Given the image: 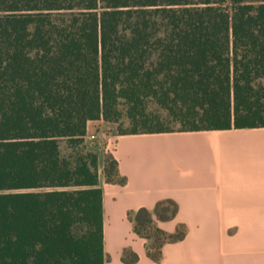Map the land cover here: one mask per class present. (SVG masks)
I'll return each instance as SVG.
<instances>
[{"label": "trees", "instance_id": "1", "mask_svg": "<svg viewBox=\"0 0 264 264\" xmlns=\"http://www.w3.org/2000/svg\"><path fill=\"white\" fill-rule=\"evenodd\" d=\"M96 120L264 127V0H0V264H104ZM153 233L155 250L184 234Z\"/></svg>", "mask_w": 264, "mask_h": 264}, {"label": "crops", "instance_id": "2", "mask_svg": "<svg viewBox=\"0 0 264 264\" xmlns=\"http://www.w3.org/2000/svg\"><path fill=\"white\" fill-rule=\"evenodd\" d=\"M85 137L97 154L104 264H264V127L119 135L96 120ZM141 209L153 223L145 236L134 230ZM154 229L184 234L155 250Z\"/></svg>", "mask_w": 264, "mask_h": 264}, {"label": "built area", "instance_id": "3", "mask_svg": "<svg viewBox=\"0 0 264 264\" xmlns=\"http://www.w3.org/2000/svg\"><path fill=\"white\" fill-rule=\"evenodd\" d=\"M86 139V137H85ZM86 141H88L91 144H96V145H101L103 146L104 140L101 137H98L96 135L93 136H89L88 139H86Z\"/></svg>", "mask_w": 264, "mask_h": 264}, {"label": "rangeland", "instance_id": "4", "mask_svg": "<svg viewBox=\"0 0 264 264\" xmlns=\"http://www.w3.org/2000/svg\"><path fill=\"white\" fill-rule=\"evenodd\" d=\"M151 108H153V107H151ZM123 127H124V129L128 128V123L125 122ZM116 128H117V125H116ZM175 129H177V126H175Z\"/></svg>", "mask_w": 264, "mask_h": 264}]
</instances>
